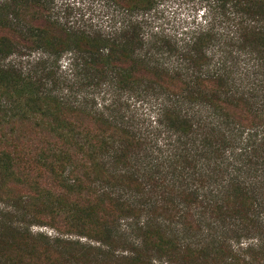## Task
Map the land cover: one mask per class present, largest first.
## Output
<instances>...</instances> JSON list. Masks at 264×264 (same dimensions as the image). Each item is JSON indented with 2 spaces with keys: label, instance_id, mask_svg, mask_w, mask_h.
<instances>
[{
  "label": "trees",
  "instance_id": "16d2710c",
  "mask_svg": "<svg viewBox=\"0 0 264 264\" xmlns=\"http://www.w3.org/2000/svg\"><path fill=\"white\" fill-rule=\"evenodd\" d=\"M107 1L109 32L0 0V264H264V0L175 34ZM37 200L89 243L32 233Z\"/></svg>",
  "mask_w": 264,
  "mask_h": 264
},
{
  "label": "rangeland",
  "instance_id": "374dc122",
  "mask_svg": "<svg viewBox=\"0 0 264 264\" xmlns=\"http://www.w3.org/2000/svg\"><path fill=\"white\" fill-rule=\"evenodd\" d=\"M53 14L72 24L87 27L101 28L104 31H112L118 28L128 18L116 4L107 0H47ZM196 0H156L155 7L146 18V31H159L165 34H175L184 27H189L196 20ZM198 9V8H197ZM201 9V8H200ZM37 54L22 59L21 65L29 68L35 64ZM66 59L60 63V69L66 70ZM131 113L139 114L140 102L135 100L125 101ZM47 201L43 198L40 201ZM40 212L37 214L38 224L30 228L32 233H43L49 237L58 236L62 239H79L82 243H89L86 238L80 237L69 225L70 222L63 215L49 214L48 207L36 201ZM44 207V208H43ZM72 223V222H71Z\"/></svg>",
  "mask_w": 264,
  "mask_h": 264
}]
</instances>
